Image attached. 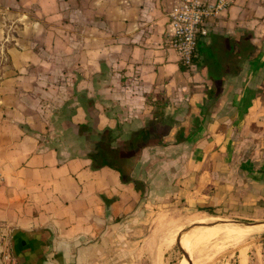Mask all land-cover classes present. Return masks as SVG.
I'll return each instance as SVG.
<instances>
[{
	"label": "crops",
	"instance_id": "1",
	"mask_svg": "<svg viewBox=\"0 0 264 264\" xmlns=\"http://www.w3.org/2000/svg\"><path fill=\"white\" fill-rule=\"evenodd\" d=\"M181 1L0 0V264H145L148 206L264 196V0L210 20L190 70ZM143 129L145 198L89 155Z\"/></svg>",
	"mask_w": 264,
	"mask_h": 264
},
{
	"label": "rangeland",
	"instance_id": "2",
	"mask_svg": "<svg viewBox=\"0 0 264 264\" xmlns=\"http://www.w3.org/2000/svg\"><path fill=\"white\" fill-rule=\"evenodd\" d=\"M253 139L254 143L261 141ZM234 197L235 202L217 211L190 206L183 200L153 209L148 206L146 222L152 237L143 258L145 264H254L257 258L263 264L264 196L248 202L240 194ZM156 210L164 212L154 215Z\"/></svg>",
	"mask_w": 264,
	"mask_h": 264
},
{
	"label": "built area",
	"instance_id": "3",
	"mask_svg": "<svg viewBox=\"0 0 264 264\" xmlns=\"http://www.w3.org/2000/svg\"><path fill=\"white\" fill-rule=\"evenodd\" d=\"M232 3L233 0H182L171 10L168 42L188 70L195 65L199 40L210 32L209 21L226 12Z\"/></svg>",
	"mask_w": 264,
	"mask_h": 264
},
{
	"label": "trees",
	"instance_id": "4",
	"mask_svg": "<svg viewBox=\"0 0 264 264\" xmlns=\"http://www.w3.org/2000/svg\"><path fill=\"white\" fill-rule=\"evenodd\" d=\"M200 40L198 43L197 53L199 52ZM197 53L195 59H197ZM194 59V60H195ZM182 68H186L181 63ZM187 69V68H186ZM142 131L138 132L131 140L125 142L124 149L121 147L113 148L112 143L114 142V138L111 136V132L109 130L104 131L100 135L99 142L91 148L90 157L94 161V167L99 168L102 166H110L118 170L121 174L123 182H132L135 185L136 190L141 192L142 198L146 197L147 187L146 184L141 181L134 179L131 175V163L132 158L136 156L138 149L143 146L144 136ZM141 142V143H140ZM140 143V144H139ZM130 166L128 167V164Z\"/></svg>",
	"mask_w": 264,
	"mask_h": 264
},
{
	"label": "bare ground",
	"instance_id": "5",
	"mask_svg": "<svg viewBox=\"0 0 264 264\" xmlns=\"http://www.w3.org/2000/svg\"><path fill=\"white\" fill-rule=\"evenodd\" d=\"M206 227V226H205ZM205 227H204V229H205ZM210 227V226H209ZM231 228V227H230ZM207 229V228H206ZM230 230V229H229ZM218 231V230H217ZM204 232V231H203ZM212 232H214V231H212ZM215 232H216V230H215ZM218 232H220V231H218ZM201 233V232H200ZM229 233H231V232H229ZM202 234V233H201ZM200 234V235H201ZM205 234V232L203 233V235ZM210 233L208 232V235H209ZM206 236H207V233L205 234ZM212 235H215L214 233H212ZM214 237V236H213ZM228 237V236H227ZM203 238V237H202ZM206 238V237H205ZM209 238H211V237H209ZM208 239V238H207ZM204 241V240H203ZM192 246V245H191ZM194 249V248H193ZM245 260V259H244Z\"/></svg>",
	"mask_w": 264,
	"mask_h": 264
},
{
	"label": "water",
	"instance_id": "6",
	"mask_svg": "<svg viewBox=\"0 0 264 264\" xmlns=\"http://www.w3.org/2000/svg\"><path fill=\"white\" fill-rule=\"evenodd\" d=\"M248 224H251V225H256L257 223H248ZM15 235V234H14Z\"/></svg>",
	"mask_w": 264,
	"mask_h": 264
}]
</instances>
